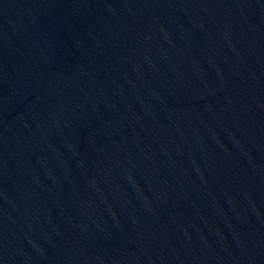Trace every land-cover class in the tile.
Segmentation results:
<instances>
[{
	"label": "water",
	"instance_id": "water-1",
	"mask_svg": "<svg viewBox=\"0 0 264 264\" xmlns=\"http://www.w3.org/2000/svg\"><path fill=\"white\" fill-rule=\"evenodd\" d=\"M0 264H264V0H0Z\"/></svg>",
	"mask_w": 264,
	"mask_h": 264
}]
</instances>
